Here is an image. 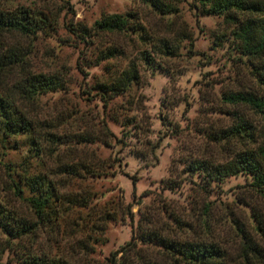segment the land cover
Here are the masks:
<instances>
[{
  "label": "rangeland",
  "instance_id": "obj_1",
  "mask_svg": "<svg viewBox=\"0 0 264 264\" xmlns=\"http://www.w3.org/2000/svg\"><path fill=\"white\" fill-rule=\"evenodd\" d=\"M167 2L170 12L161 14L143 0H0L1 12L23 10L41 22L31 33H0V52L17 59L0 76V96H11L28 124L0 134V215L35 226L19 238L0 227V264L27 255L199 264L167 241L212 244L219 264H264V193L244 171L217 180L196 167L225 164L259 143L264 114L226 97H264L261 62L240 54L224 14L204 13L192 0ZM109 14L126 17V27L96 31L94 20ZM70 24L88 33L80 37ZM161 40L171 52L158 50ZM132 66L136 77L124 90L98 89ZM29 74L61 87L32 98L12 93ZM239 118L255 142L231 131ZM32 180L44 181L49 197L43 223L24 200Z\"/></svg>",
  "mask_w": 264,
  "mask_h": 264
},
{
  "label": "trees",
  "instance_id": "obj_2",
  "mask_svg": "<svg viewBox=\"0 0 264 264\" xmlns=\"http://www.w3.org/2000/svg\"><path fill=\"white\" fill-rule=\"evenodd\" d=\"M152 8L156 9L161 14L170 12V4L168 0H143ZM197 2L204 13L208 14H224V19L235 24L232 32L234 39L237 42L238 50L241 55L252 56L259 59L261 64L255 67L256 80L264 86V0H192ZM234 13H239L241 17H237ZM127 18L119 14H109L101 16L94 20L92 27L98 32H112L122 30L127 25ZM31 15L26 11H18L17 13H3L0 11V33L6 31H17L19 33H31L37 30L39 26ZM71 25V24H70ZM70 30L76 35L83 37L87 34V29L80 24L72 26ZM160 52L172 50L166 40L159 41ZM171 52V51H170ZM141 59L147 61V56H142ZM17 62L14 53L4 54L0 52V76L2 72H7ZM259 63V62H258ZM136 77V69L132 66L127 70L122 71L117 77L113 78L108 83L99 84L97 87L102 93H117L124 90L131 80ZM1 83V79H0ZM60 83L54 77H46L42 74H29L21 80L12 84V93H15L23 98H32L34 95L48 90L59 88ZM226 99L233 103L246 105L249 109L258 113L264 114V97L256 96L251 92H236L228 94ZM239 123L231 128L234 135L240 134L254 141V133L252 127L243 119L239 118ZM27 121L22 113L13 106L11 96H0V134L6 136L15 134L18 131L27 129ZM260 133H255L259 137V143L254 150L236 153L232 160L222 165L202 166L196 164L206 173L207 177L214 179H222L224 177L234 175L240 171H244L249 175L252 186L261 193H264V123L260 127ZM192 168H195L194 166ZM30 187L32 195L24 198L29 205L35 218L43 223L47 221L48 214L45 212L49 208L48 195L42 194L41 186L44 181L36 182L32 180ZM49 183V182H48ZM38 185V186H37ZM16 192L21 194L20 189L14 184ZM264 196V194H263ZM0 227L2 230L12 236L19 238L26 233H30L35 229L34 224L27 222L24 219H16L13 216L0 215ZM162 243V239L157 238ZM173 252L181 255L185 259L197 262L199 264H219V250L212 244H191V243H174L165 242ZM22 264H64L59 259L40 258L35 255H27Z\"/></svg>",
  "mask_w": 264,
  "mask_h": 264
}]
</instances>
